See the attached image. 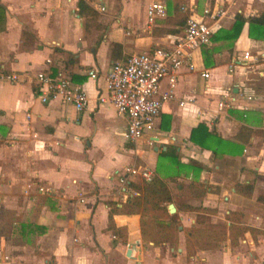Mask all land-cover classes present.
Masks as SVG:
<instances>
[{
    "label": "crops",
    "instance_id": "crops-1",
    "mask_svg": "<svg viewBox=\"0 0 264 264\" xmlns=\"http://www.w3.org/2000/svg\"><path fill=\"white\" fill-rule=\"evenodd\" d=\"M76 1L0 0V68L17 74L16 80L0 77V125L6 130L0 136V264H264V36L248 37L244 22L231 46L224 40L208 43L216 46L209 65L203 64L200 47L193 49L192 68H180L174 96L162 102L153 128L134 141L125 136V117L97 101L110 63L170 45L182 32L178 15L219 7L224 14L215 22L205 18L215 31L228 28L237 12L263 10L264 0H162L165 15L148 27L150 0H85L94 14L82 16ZM23 30L32 34L27 48L21 46ZM246 49L257 60L236 62L228 71V62ZM88 68L96 70L95 78L87 76ZM40 69L62 70L78 83L85 106L76 110L57 99L40 102L33 89ZM159 85L166 89V78ZM240 88L253 97H240ZM229 89L233 104L217 109L216 99ZM198 122L240 143V150L212 154L193 143L189 131ZM173 148L179 162L199 169L175 174L165 166L159 155ZM127 164L146 166L168 183V202L181 227L174 249L143 240L136 213L110 215L115 226L125 227L124 240L107 228L106 202L119 207L126 200L116 191L115 170ZM173 178L179 181L174 186ZM245 184L248 193L238 190ZM184 204L215 207L217 212L206 216L209 222L238 211L239 223L254 233L245 230L235 245L226 240L185 258L183 228L195 224V214L182 209Z\"/></svg>",
    "mask_w": 264,
    "mask_h": 264
},
{
    "label": "built area",
    "instance_id": "built-area-1",
    "mask_svg": "<svg viewBox=\"0 0 264 264\" xmlns=\"http://www.w3.org/2000/svg\"><path fill=\"white\" fill-rule=\"evenodd\" d=\"M98 8L102 9V6ZM183 8V6H181ZM147 27L155 18L165 15V4L162 0H150L145 9ZM224 10L215 7H203L199 14H187L184 27L180 34L173 37L170 45L154 46L150 50L132 52L120 60L110 63L104 74V90L97 93L98 102H108L117 114L126 119L125 136L134 141L143 132L153 128L154 118L157 116L162 102L172 98L173 87L176 82V74L182 67L192 68V50L210 42V34L214 31V23H208L205 18L213 22L223 15ZM257 54L244 50L242 54L231 59L227 64L230 71L236 62H244L251 65L257 60ZM48 61V58L45 59ZM86 74L90 78L97 76L94 68H88ZM203 77L208 76L206 70L201 71ZM0 77L8 80H16L14 72H3L0 68ZM166 78V89H160V80ZM33 89L35 97L43 103L57 99L60 102L70 103L76 110L85 106L86 95L82 87L72 82L62 70L51 72L46 69L37 70L34 73ZM240 97L247 100L253 97V93L237 89ZM233 91L225 90L216 99L217 109H222L233 104L235 100ZM190 98H186L189 100ZM184 100H179L182 105ZM242 109L246 106L242 105ZM117 172V193L126 199L128 195L135 193L130 187V179L138 177L149 180L152 170L146 166L124 165L115 170ZM37 190H43L38 186Z\"/></svg>",
    "mask_w": 264,
    "mask_h": 264
},
{
    "label": "trees",
    "instance_id": "trees-1",
    "mask_svg": "<svg viewBox=\"0 0 264 264\" xmlns=\"http://www.w3.org/2000/svg\"><path fill=\"white\" fill-rule=\"evenodd\" d=\"M76 12L80 16L94 14L92 8L85 0L76 1ZM177 18L182 22L183 29L185 17L180 14ZM244 22L247 24L248 37L253 39L263 38L264 9L245 16L238 12L235 13L231 25L228 28H218L212 32L210 34V41L224 40L227 45L231 46ZM22 34L23 41L21 46L27 48V40L32 37V34L27 30H23ZM200 50L203 64L209 65L212 62L211 56L216 50V46L203 44L200 46ZM4 130L3 126L0 125V136L4 135L6 131ZM188 137L193 143L209 149L212 154L233 153L235 148L238 150L241 148L240 143L221 137L212 127L208 128L203 122H198L195 127H192ZM173 150L174 148L171 150L165 149L161 152L159 157L166 160L167 164H165V166L169 169H173L175 174L179 172L185 174L188 170H191L193 173L199 169L200 166L198 164L192 162H179ZM131 185L140 190V193L127 196L126 200L121 202L119 207L116 206L114 201L106 202L110 207L107 228L113 235L120 234L121 239L124 240L125 227L115 226L110 219V215L115 210H120L123 213L138 211L141 238L145 241H151L152 244L166 243L168 246L175 248L177 244V231L180 224L176 213L167 212L166 204L170 201L171 196L165 180L157 174L152 173L149 180H142L140 184L132 183ZM245 186L246 188H244ZM245 186L241 185L238 190L242 193H248L246 189L247 187L249 188V185L245 184ZM183 207L185 209L197 211L195 217L197 224L187 227L186 236L184 238V248L188 254H192L193 245L198 248H207L212 247L210 240H214L218 243V241L224 239V230H215L200 224L203 222L204 211L210 208L192 205H184ZM225 218L228 220V233L231 239L238 238L245 230L254 232V228L239 223L240 215L238 211L229 210L225 214Z\"/></svg>",
    "mask_w": 264,
    "mask_h": 264
},
{
    "label": "rangeland",
    "instance_id": "rangeland-1",
    "mask_svg": "<svg viewBox=\"0 0 264 264\" xmlns=\"http://www.w3.org/2000/svg\"><path fill=\"white\" fill-rule=\"evenodd\" d=\"M134 178V181H135V184H140V182L142 181V179H140V178H138V177H133ZM172 181H174V184H173V186L177 183V182H179V181H177V180H175L174 178H173V180ZM165 182H166V180H165ZM180 183H183L182 181H180ZM166 184H168L167 182H166ZM194 186L196 187V189H197V194L199 195L200 194V192H202V190H201V187H202V182L201 181H198V182H196V183H194ZM131 189H133L134 191H135V193H132L131 195H134V194H139L140 193V190H138V189H136V188H134L133 186H131ZM128 196H130V195H128ZM171 200V199H170ZM122 202V201H121ZM185 205V204H184ZM195 206H201V205H195ZM183 207V206H182ZM204 207H206V206H204ZM208 208H210L209 210L207 209V210H205L204 211V213H203V222L202 223H200L202 226L204 225H206V227H208V228H212V229H215V230H224L225 231V237H224V239H222L221 241H218V243H216V241H214V240H210V242L212 243V247H207V248H198L197 246H195V245H193V252H192V255L195 253V251L197 250V249H208V250H210V249H215L216 247H219L224 241H226V240H228V242L231 244V245H235V244H237V242H238V239L240 238V236H238V238H236V239H231L230 238V234L228 233V223L226 224L225 223V220H227L226 218H225V214L227 213H225L224 214V219L225 220H217V221H206L205 219H206V216H207V214H215L216 212H217V210H216V208L215 207H208ZM182 209H184L185 210V208L183 207ZM187 210H190V209H187ZM190 211H193L194 212V214H195V217H196V213H197V211H195V210H190ZM168 212V211H167ZM132 213H136L137 215H138V222H139V212L137 211V212H132ZM201 214V213H200ZM228 221V220H227ZM178 222H179V224H180V221H179V219H178ZM195 224H197L196 223V221H195ZM195 224H193V225H195ZM188 227V226H187ZM187 227H184L183 229H184V231H185V236H186V231H187ZM181 229V227L179 226L178 227V231ZM178 231H177V237H178ZM254 233V232H253ZM183 242H184V240H183ZM177 243H178V240H177ZM217 245H216V244ZM158 244H163V243H157V244H155V245H158ZM176 246H177V244H176ZM173 248V247H172ZM174 249V248H173ZM185 249V248H184ZM189 255H191V254H188L187 252H186V250L184 251V257L185 258H188L189 257Z\"/></svg>",
    "mask_w": 264,
    "mask_h": 264
},
{
    "label": "water",
    "instance_id": "water-1",
    "mask_svg": "<svg viewBox=\"0 0 264 264\" xmlns=\"http://www.w3.org/2000/svg\"><path fill=\"white\" fill-rule=\"evenodd\" d=\"M166 209H167V211H168L169 213H172V212H174L175 207H174V205H173L172 202H168V203L166 204ZM128 253H129V248H127V250H126V254H128Z\"/></svg>",
    "mask_w": 264,
    "mask_h": 264
}]
</instances>
